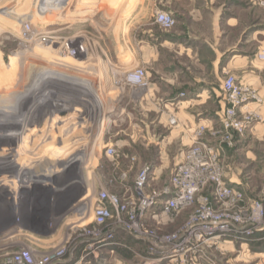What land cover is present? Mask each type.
I'll list each match as a JSON object with an SVG mask.
<instances>
[{"label":"rangeland","instance_id":"1","mask_svg":"<svg viewBox=\"0 0 264 264\" xmlns=\"http://www.w3.org/2000/svg\"><path fill=\"white\" fill-rule=\"evenodd\" d=\"M159 1L160 0L0 1V60H2V63H0V135L4 127L9 131L14 130L15 132H20V136L24 135L26 132L29 133L28 131L23 132L26 125L24 119H20V117H35L39 120L38 123H41L37 125L38 128L36 131L31 134V140L35 141L32 143L31 148L39 153L35 154L33 152L32 154V152H26L22 155V159L25 160V162H28V160L33 161L32 159H34L36 163H46L48 164L47 167L52 169H54L53 167L56 165V162L61 159L66 160V163L73 164L69 170V176H60L64 188L62 191L58 192H51L49 190L50 188L51 190L54 188L52 185L50 188L46 186V184H48L47 178H50L51 175L49 176L48 170L46 172L44 171V173L38 170L42 166L41 164L39 167L35 166L37 164H33L34 162H31L34 165L32 170L37 169V172L41 174L38 176L34 175V179L31 181L23 178L24 169L22 170L21 168L23 173L21 172L22 175L20 176H22V178L18 177V179H21L19 180L21 186H25L23 182H29V185L26 184L28 186L27 189L29 192L33 189L34 192L29 195H33L39 199L44 198L46 201L43 200V202H50L49 200H53V197L56 198L50 205L42 204L43 212L47 215L46 218L49 219L50 213L57 208L54 204L55 202L59 201L60 203H65L68 201V199L61 197L68 196L69 200L72 202L77 200V195L80 193L74 189L76 186H71V188L68 187V180L71 178L78 181L81 180L79 177L81 176L80 170L82 169L81 167H83V162L81 164L82 166L79 167V160L84 161L85 154L83 155V150L91 148H97L101 152L100 169L93 171L90 166H87L84 171L89 181L98 180V189L92 197L95 199L94 204L98 203V194L101 191L108 194L110 198L116 199H114L113 202H116L115 206L119 211L115 212V207L106 205L113 216L108 218L105 217L103 224H97L95 222L96 224H93L90 228L95 227L98 230H104L112 227L118 222L127 224L133 222V218H139V215H141L140 205H138L139 195L133 190V185L146 166L152 165L153 173L151 178H154V182L151 184L150 181L149 188L146 192L152 193L154 191L158 192L170 188V179L173 175L174 167L179 160L174 162L169 170L158 173L156 174L157 176L154 175V162L156 157H159L157 147L154 144H148L149 141L145 138V133L141 131L133 132L127 129L125 123H110L107 124L108 126L103 125V129L108 127V134L111 133L114 135L108 136V139L103 138L99 144L96 139L100 137L99 134H101L100 132L103 130L99 131V128H95V124H93L94 119H97V112L101 110L100 104L97 108L95 107L96 101L94 98L99 94L97 91V83H91L92 88L90 92L88 87L82 88L79 82L70 81L69 75L70 73L78 77L83 76L77 75L74 68H77L76 65L83 62L82 57L84 53H93V55L104 53L109 56V62L103 66L100 65V67L97 68L98 70L95 68L96 72L98 71L102 74L106 73L109 77L108 79L118 92L126 91L128 87H147L150 80L147 76L145 67L137 66L130 69H120L113 65L115 61L110 59V57H113V53L117 51V47L115 48V44L112 43L111 37L117 34L124 35L126 33L128 21L129 23L132 21V18L128 20L129 14L133 11L147 13L145 17L146 19L148 18V26L152 31H173L176 26V19L170 14L173 23H171V25L163 23L164 20L158 17V13L168 12L159 8ZM83 4L96 5L97 10H91L84 7ZM261 6L264 7L263 5ZM135 19L139 20L138 17H135ZM77 46H83L85 50L77 52L75 50ZM120 50L121 48L119 47V51ZM70 51L75 52L73 56L69 54ZM262 51H264V49ZM13 62L16 63V66L14 64L15 68ZM139 71L142 72L143 83L138 79L137 74H134ZM227 74H229V72L225 73L223 80ZM88 107L91 108L90 111H87ZM75 109L78 110L75 111ZM42 111L45 113L42 115L48 116V121L40 117ZM78 114H80L79 117ZM17 118L20 120H16ZM76 118H80L79 121L82 122L80 123L81 125L76 124L78 122L75 123L74 119ZM175 124L169 123V125ZM43 129H45L44 132ZM115 129L118 130L117 134L114 131ZM158 130L164 133L163 128H158ZM244 135H246V132ZM244 135L239 136L238 134H233V145H227L224 152L219 154V157L222 164L221 166L224 167L223 172L225 178L228 166L230 167L233 165L232 163L235 162V164L243 167L241 175L244 177L245 184L239 189L242 191L245 199L236 202L234 208H225L223 204H216L211 194L214 188L211 183L209 184L208 190L201 191L199 195L195 196L194 201L189 206H186L178 215H174V217L170 218V215H162L154 219L149 213L142 214L143 216H140L139 223L143 225L142 231L145 232L146 240L136 241L131 238L129 241L126 237L127 240L125 239L123 241V246L129 250L131 258L128 263L124 264H138L140 260L142 261V259H145L146 257L144 256L151 252L150 247H152V242L162 245L169 244L174 238L186 232L191 220L199 214L198 209H200V201L203 203L205 202L204 206L207 208L209 206L212 207L215 214H219V218L240 216L243 220H247L256 213L258 206H260L262 215L255 223V226L260 228L261 225H264V158L258 159L256 163L254 161L251 162L250 159L245 158L242 150L239 148L237 149L236 145L239 141L238 138ZM114 139H116L115 142L117 143L114 142ZM80 140H83V145H81ZM107 143H109V146L114 147L116 155H104V146ZM253 143V148L255 150L264 152V141H254ZM18 144H20V142L12 138L10 139L8 137L6 139V137H0V158L4 155L1 150L15 148ZM62 144L66 146L61 147ZM50 148L53 149L52 152H50ZM70 149L76 150V153L72 156L66 155L68 152L67 150ZM64 150L65 152H63ZM9 152L10 151H8V153ZM46 152H48V155ZM6 157H8L6 161L7 165L3 168L11 172L8 175H15L20 166L8 160L10 159L8 154ZM12 157H15V155L12 154ZM63 160L61 162H63ZM2 162L3 161H1V163ZM22 165H24V163H22ZM47 167L44 169L46 170ZM57 173L59 175L61 174L59 171H57ZM77 177L79 179H77ZM64 184H67V187ZM9 187L11 186L9 185ZM69 189L70 193L66 194L65 192ZM54 190L56 189L54 188ZM256 191L258 192L255 195ZM88 196L91 195L88 194ZM10 197L11 195H6V199L9 200L11 199ZM88 201L89 200H87V202ZM1 203L2 201H0V207ZM131 203L134 205L130 206ZM123 206H126V209L121 212V207ZM2 212H5V216L0 218V237H2V239H4L5 236H7V238L13 237L9 236V233L15 227L8 231L4 229L5 224L11 223V211L7 209ZM89 213H91V211L88 212V214ZM0 215L2 216L3 214L0 213ZM90 215L91 214H89V218ZM250 225L251 224L248 223L247 227H252ZM88 233L89 232H83L82 228L77 231L71 227L66 234L68 237L66 236L57 243L49 244L47 247H40L34 243H15L14 237L10 238V240L12 239L10 244L5 245V239H0V264H14L8 261L18 260L15 253H11L12 251L23 254L22 258L24 259L21 260L19 264H54L57 262L56 260L59 258V254H64L61 256V260L65 261L79 239L93 236V234ZM219 237L220 238L200 242L198 255H196V253L192 255L187 254V256H185L186 254L182 255L181 258L183 260L185 259L183 264H188L190 256L193 258L195 257V264H264V258L263 261H260V258L256 257L254 253L256 247L262 245L264 248V234L256 235V231H254L253 234L248 236L227 235L225 237ZM60 244L64 248L62 251L63 253L57 252V247ZM6 251H10V254ZM177 262L181 264L178 260Z\"/></svg>","mask_w":264,"mask_h":264},{"label":"crops","instance_id":"2","mask_svg":"<svg viewBox=\"0 0 264 264\" xmlns=\"http://www.w3.org/2000/svg\"><path fill=\"white\" fill-rule=\"evenodd\" d=\"M260 1L160 0L159 8L176 19L175 29L163 32L151 30L145 17L147 13H130L128 20L132 18V21H128L126 33L111 37L117 51L110 59L120 69L145 67L150 80L147 87H128L119 93L106 73L96 72L100 65L109 62V56L104 53L83 54V62L74 69L77 75L84 77L69 73L70 81L79 82L82 88L88 87L90 92L91 83H97L99 94L94 98L95 107L100 104L101 110L97 112L93 124L103 131L100 137H95L96 141L100 144L103 138L114 135L108 134V127L103 129V125L125 123L127 129L145 133L148 144L157 147L159 157L154 162V175L169 170L174 162L181 160L182 151L191 144L190 137L198 125H204L207 129L219 127V118L226 105L221 83L225 73L229 72L251 86L260 98L259 102L250 104V109L259 118L246 135L238 138L237 149L242 150L245 158L251 162L256 163L264 158V152L253 148L254 141H264V59L257 57L264 49V7ZM181 93L184 95L181 96ZM170 116L176 118L175 125H169ZM158 128H163L164 133L159 132ZM114 131L117 134L118 130ZM205 137H209L208 133ZM100 153L97 148L83 150L84 169L80 172L84 179L74 187L79 191L78 195H94L98 189V185L93 186L85 178L87 174L84 171L87 166L93 171L100 169ZM232 164V167L228 166L227 182L242 188L245 184L241 175L243 167L235 162ZM75 180L70 179V182ZM61 198L68 201L55 202L57 208L50 213L49 219L43 212L42 204L50 205L56 200L55 197L50 202H43L44 198L24 194L20 202L5 203L4 211H11V223L5 224L4 229L8 231L15 227L9 236L26 244L47 247L59 242L71 229L68 225L70 221L85 222L90 212L84 208L87 203L85 199L72 202L68 196ZM263 234L264 225H261L256 235ZM126 237L131 240L125 231H117L118 239L124 241ZM10 238L5 236V245L10 244ZM0 239L4 240L2 237ZM95 252L107 264H124L131 258L129 250L123 247L112 252L109 247H99ZM254 253L263 261L262 245L256 247ZM82 255L83 246L77 244L60 264H97L99 261L82 259ZM158 258L146 257L138 264H178L177 255Z\"/></svg>","mask_w":264,"mask_h":264},{"label":"built area","instance_id":"3","mask_svg":"<svg viewBox=\"0 0 264 264\" xmlns=\"http://www.w3.org/2000/svg\"><path fill=\"white\" fill-rule=\"evenodd\" d=\"M260 4L264 6V0ZM158 17L164 20L163 23L167 25L173 23L172 16L168 13L159 12ZM84 48H81V50H85ZM257 57L264 59V51L258 53ZM134 74H137L138 79L142 82V72L139 71ZM221 89L225 96L226 105L219 118V127L207 129L204 125H198L195 128L193 135L190 137L192 143L182 151L181 160L174 167L175 169L170 179V188L158 192H146L152 179V165L146 166L135 181L133 190L139 195L138 205H140L141 215L149 213L154 219L162 215H170V218L174 217L186 206H189L194 201L195 196L199 195L201 191L208 190L211 183L214 187L211 194L216 204H223L225 208H234L236 202L245 199L242 191L238 187L230 185L224 177V167L221 166L219 154L224 152L227 145H233V134L244 135L258 120L259 115L250 109V104L259 102L260 99L251 86L242 83L231 73L227 74L222 81ZM180 95L183 96L184 93ZM169 123H176L174 116L169 117ZM206 133L209 135L208 138L205 137ZM104 147V152L107 156L116 155V150L113 146ZM114 199L110 198L106 193L99 192L98 203L95 204L94 209V212L98 213L97 224H103L105 217L113 216L106 205L115 207V212L119 211L115 206L116 202H113ZM199 204V214L191 220L187 231L174 238L169 244L162 245L152 242L151 252L146 254V257L151 256L163 259L164 257L177 255V260L183 264L185 259L181 258L182 255L186 254L185 256H187V254L192 255L194 253L198 255L199 243L204 240L207 241L227 235L248 236L259 228L255 226V223L262 215L260 206H258L256 213L252 217L250 216L247 220H243L239 215V217L219 218V214H215L212 207L209 206L207 208L204 206L205 202L200 201ZM131 205L134 204L131 203ZM125 209L126 206L121 207V212L125 211ZM141 215H139V218ZM139 218L135 217L133 222L127 224L118 222L104 230H98L95 227L93 229L82 228V230L85 229L83 232L93 234V236L83 237L76 242V245H83L82 259H88V261L97 259L99 260L97 264H106L105 261L99 258V255L95 254L97 248L109 247L111 252L118 247L126 248L123 246V241L117 238L118 230L125 231L136 241L146 240L145 232L142 231L143 225L139 223ZM248 223L252 227H247ZM63 250L64 248L61 246L57 252L63 253ZM63 255H58L59 258H57L56 263L62 261L61 256ZM15 256H17L19 261L8 262L19 264L24 259L22 258L23 254L19 252H15ZM189 260L188 264H195L196 262L195 257L190 256Z\"/></svg>","mask_w":264,"mask_h":264},{"label":"flooded vegetation","instance_id":"4","mask_svg":"<svg viewBox=\"0 0 264 264\" xmlns=\"http://www.w3.org/2000/svg\"><path fill=\"white\" fill-rule=\"evenodd\" d=\"M20 119H24V122H25V125H26L25 130L23 132H26V131L34 132L38 128L37 125H39L41 123V122L38 123L39 120H37V118H35V117H26V116L22 117L21 116ZM20 119L17 118L16 120H20ZM32 124H34V125H32ZM44 131H45V129H43V132ZM19 135H20V132H15L14 130L13 131H9V130H6V128L4 127L0 137H2V138L6 137V139L9 137L10 139L12 138V139H14L15 141L18 142V141H20L18 139ZM65 146L66 145H63V144L61 145V147H65ZM49 150H50V152H52L53 149L50 148ZM8 151H10V152L8 153ZM16 151H17V153H15ZM1 152L4 153V155H2V157L0 158V201H2V203H1V207L2 208L0 207V213L3 214L2 216L0 215V218H3L5 216V212L4 213L2 212L4 210L5 203H9L10 204L12 201L13 202H17V201L20 202V200L22 199V196L24 194L29 195L30 193L33 192V189L30 192L27 189V187H28L27 185H29L28 181H27V183L23 182V184L25 186H21L20 185L19 180H21V179H18V177L22 178V176H20V175H22L23 172H24L23 178H25L26 180L31 181L32 179H34V175H36V176L41 175L39 172H37L38 170H40V172H42V173H44V171L46 172L48 170L47 172H48L49 176L51 175V177L47 178L48 179V184H46V186L47 187H51V185H52L56 189V190H54V188H53V190H54L53 192H58V191H62V189L64 188V186H62V180L60 178L62 176H69L68 175V174H70L69 170L71 169V167L73 165V164L66 163V160H63V159L58 160L59 162L58 161L56 162V165L53 167L54 169H52L50 167L48 168L47 167L48 164H46V163H42V162L41 163H39V162L36 163V161H34V159H32L33 161H29L27 159L28 162H25V160L22 159V157H23L22 155H24V153H26V152H28V153L32 152V154L34 152L35 154H38L39 152L34 151V149L33 150L32 149L31 150H27L26 152H21L20 153V151H18L17 149H15L13 147V148H11L9 150H3V151L1 150ZM7 154L10 157V159H8V160H11L12 163L14 162L13 164L20 166L18 172L16 171L15 175H8L11 172H8V170L3 168L5 165H7V162H6L7 158H8V157H6ZM12 154L15 155V157H12ZM46 154L48 155V152H46ZM62 160H63V162H61ZM1 161H3V162L1 163ZM31 162L32 163L34 162L33 164H37L35 166H39L40 164L42 166L41 167L39 166L40 169H38V170L37 169L36 170H32L34 165ZM82 162L83 161L79 160V164H78L79 167L82 166L81 165ZM22 163H24V165H22ZM45 167H47L46 170L44 169ZM21 168H22V170L24 169L23 172H22ZM57 171H59L61 174L59 175L57 173ZM71 179H73V178H71ZM77 182H78V180H75L72 183H70V179H69L68 180V184L70 185V186L68 185L69 188H71V186H73V187L76 186ZM9 185L11 187H9ZM37 187H39V186H37ZM33 188H35V187H33ZM40 190H41V188H40ZM69 192H70V189L67 192H65V193L67 194ZM7 194L11 195V197H10L11 199H9V200L6 199V195ZM30 196H33V195H30ZM80 196L81 195H77V197H80Z\"/></svg>","mask_w":264,"mask_h":264},{"label":"bare ground","instance_id":"5","mask_svg":"<svg viewBox=\"0 0 264 264\" xmlns=\"http://www.w3.org/2000/svg\"><path fill=\"white\" fill-rule=\"evenodd\" d=\"M1 1V0H0ZM51 4V3H50ZM83 6L84 7H87V8H89V9H91V10H97V6L96 5H90V4H83ZM50 10V9H49ZM81 48H83L82 46H77L76 47V51L78 52V51H80L81 50ZM74 51H70V53L69 54H71L72 56L74 55ZM2 60H0V63H2L1 62ZM14 64H15V66H16V63H14L13 62V66H14ZM15 66H14V68H15ZM13 68V67H12ZM13 68V69H14ZM11 69V68H10ZM9 71H11V70H9ZM13 71V70H12ZM47 80V79H46ZM42 81V80H41ZM46 84V83H45ZM76 110H78V109H75V111ZM91 110V108L90 107H88L87 108V111H90ZM74 112V111H73ZM44 112L42 111L40 114H41V116L40 117H43V118H45L47 121L49 120L48 119V116L46 117V116H44V115H42ZM45 114V113H44ZM77 114V113H76ZM75 116V115H74ZM80 116V114H78V117ZM57 119V118H56ZM80 119V118H79ZM79 119H74L75 120V123L76 122H78V123H76V124H79V125H81L80 123H82L81 121H79ZM74 120H72V121H74ZM59 122V121H58ZM32 125H34V124H32ZM85 125V124H84ZM31 126V125H30ZM72 131H74V130H72ZM79 131V130H78ZM195 131V130H194ZM31 134H32V132H29V133H27L26 132V134H25V136L24 135H19L18 136V139L20 140L19 142H20V144H18L16 147H15V149H17L18 151H20V153L21 152H26L27 150H30V148L32 147V143L33 142H35L34 140L32 141L31 140ZM42 134V133H41ZM46 134V133H45ZM192 135H193V133H192ZM191 135V136H192ZM31 140V141H30ZM81 141V140H80ZM83 141V140H82ZM82 141H81V145H83L82 144ZM31 142V143H30ZM191 143H192V140H191ZM34 148V147H33ZM32 149V148H31ZM68 152L66 153V155H68V156H72V155H74V153H76V150H74V149H70V150H67ZM79 151V150H78ZM63 152H65V150L63 151ZM62 152V153H63ZM15 153H17V151L15 152ZM104 155H106L105 154V152H104ZM107 156V155H106ZM70 158V157H69ZM15 161V160H14ZM84 167V166H83ZM83 167H81V168H83ZM80 169V168H79ZM81 175V174H80ZM81 180L82 179H84L83 177H82V175L79 177ZM78 177H77V179H79ZM88 178V176H86V179ZM80 180V181H81ZM90 182H92L91 184L94 186V185H98V181H90ZM48 188H50V187H48ZM51 192H53V189L51 190V188L49 189ZM70 193V192H69ZM87 195V194H86ZM84 196V195H81L80 197H78L77 198V200H83V199H85L86 201L87 200H89L86 204H85V210L86 209H88V211H91V213H89V214H91L90 215V218L89 219H87V221H85V222H81V221H78V220H73V221H70L68 224H69V226L70 227H72V228H74V229H76L77 231H79V229L80 228H90L93 224H96L95 222H96V219H97V216H98V213H96V212H94V209H95V204H94V198H92V200L93 201H91V196L93 195H91V196ZM20 200V199H19ZM22 200V199H21ZM20 200V201H21ZM76 201V200H75ZM89 202H91V203H89ZM69 217V216H68ZM67 217V218H68ZM92 229H93V227H92ZM85 230V229H84ZM83 230V231H84ZM71 233H74V232H71ZM68 237V236H67ZM12 238V237H11ZM12 241V240H11ZM15 241V243H20L18 240H14ZM65 243H66V240H65ZM57 247V246H56ZM59 247H61V244L57 247V248H59ZM16 249V248H15ZM7 252V251H6ZM8 254H10V251H8L7 252ZM11 253H15L14 251H12Z\"/></svg>","mask_w":264,"mask_h":264}]
</instances>
